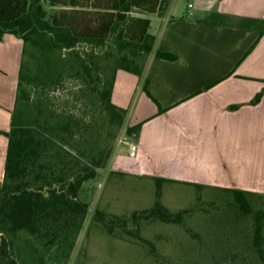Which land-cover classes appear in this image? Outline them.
I'll return each instance as SVG.
<instances>
[{"label": "trees", "instance_id": "obj_1", "mask_svg": "<svg viewBox=\"0 0 264 264\" xmlns=\"http://www.w3.org/2000/svg\"><path fill=\"white\" fill-rule=\"evenodd\" d=\"M170 2L0 0V40L12 34L23 43L14 109L17 113H13L11 129L5 133L8 147L0 187V264H46L50 251L52 255L58 251L65 254L74 247L89 209L79 192L84 182L106 167L112 153L110 136L115 138L113 129L123 128L127 118V109L112 101L116 73L123 70L142 76L146 55L153 51L155 43V37L148 32L150 20L145 16H162ZM81 45L91 52L82 54L77 50ZM95 49L103 51L101 56ZM156 55L178 60L170 52L156 51ZM66 75L81 79L96 96L106 118L102 141L93 136L89 140L74 138L79 123L73 115L49 113L55 122L44 126L41 107L31 114L25 112L31 101L29 88L54 87ZM143 88L148 93L146 80ZM140 126H126V135L136 136ZM154 181L152 207L133 211L128 219L96 209L92 220L110 235L120 228L136 238H140L142 219L182 224L188 210L172 212L161 201L162 184L173 180L155 177ZM220 190L233 194L242 213L252 215V249L262 256L264 208L254 210L248 198L260 194ZM127 220L135 224V232L128 230Z\"/></svg>", "mask_w": 264, "mask_h": 264}, {"label": "crops", "instance_id": "obj_2", "mask_svg": "<svg viewBox=\"0 0 264 264\" xmlns=\"http://www.w3.org/2000/svg\"><path fill=\"white\" fill-rule=\"evenodd\" d=\"M145 17L155 43L143 74L118 70L112 92L126 126H141L134 154L118 148L114 168L263 194L264 0H171L162 16ZM22 46L12 34L0 40V187Z\"/></svg>", "mask_w": 264, "mask_h": 264}, {"label": "rangeland", "instance_id": "obj_3", "mask_svg": "<svg viewBox=\"0 0 264 264\" xmlns=\"http://www.w3.org/2000/svg\"><path fill=\"white\" fill-rule=\"evenodd\" d=\"M77 50L82 54L91 52L84 45ZM95 53L101 56L103 51L95 49ZM29 90L31 101L25 112L31 114L41 107L44 115L40 120L44 126L55 122L48 117L49 113L62 117L73 115L79 123L74 138L89 140L93 136L100 142L106 136V118L99 102L81 79L66 75L54 87ZM125 127L126 123L119 130L113 129L115 138L112 140L110 136L112 153L106 167L98 170L94 179L84 182L79 192V198L89 209L74 247L65 254L58 251L52 255L50 251L46 254V264H264V228L260 256L252 249V215L242 213L233 194L210 186L198 188L165 181L162 203L172 212L184 209L188 212L182 224L139 220L140 238L123 233L120 228L110 235L100 223L94 222L96 209L128 219L133 211L148 209L155 202L154 178L160 176L150 178L117 171L112 164L118 148L129 151L120 142L126 135ZM248 198L254 210L264 208V193ZM127 228L136 231L131 220H127Z\"/></svg>", "mask_w": 264, "mask_h": 264}, {"label": "built area", "instance_id": "obj_4", "mask_svg": "<svg viewBox=\"0 0 264 264\" xmlns=\"http://www.w3.org/2000/svg\"><path fill=\"white\" fill-rule=\"evenodd\" d=\"M120 142H121L122 144H125V145H126V147L129 149V152H130L131 154H134V152H135V150H136V145L133 144V143L131 142L129 136L124 135V136L121 138Z\"/></svg>", "mask_w": 264, "mask_h": 264}]
</instances>
